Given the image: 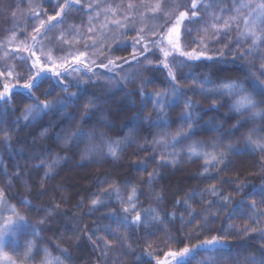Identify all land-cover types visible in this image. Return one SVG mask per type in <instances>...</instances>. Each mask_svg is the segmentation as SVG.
Masks as SVG:
<instances>
[{"label": "rangeland", "instance_id": "374dc122", "mask_svg": "<svg viewBox=\"0 0 264 264\" xmlns=\"http://www.w3.org/2000/svg\"><path fill=\"white\" fill-rule=\"evenodd\" d=\"M67 1L73 3L77 0ZM89 1L94 4L89 12L90 14L85 17L84 21L75 24L74 29L78 32L88 34L85 41L91 43H93V40H95L96 43L97 41L100 42V37L110 35L118 31V29L126 27L129 23L136 21L138 18L137 16L141 12H146L149 20L152 19V21L156 20L158 22L160 19L158 12L160 10L162 11L161 6L163 2V0ZM240 2L241 0H197L198 8L196 11L198 15L186 19L181 25L179 37L181 50L191 51L193 48H198L200 44L199 37L205 35L204 30L208 29L209 32H211L212 24L218 23L223 25L224 20L237 15L235 8ZM245 2H247V0H245ZM252 2L254 6L259 3L260 0H252ZM191 3L192 0H182L179 8H177V6H172L167 10L168 12L162 16L163 26H160L162 29H160L159 32L161 34H148L151 35L150 37L158 34L159 36L156 37L157 39L153 38L151 41H145L143 35L139 34L137 39L140 40L139 44L141 43L142 49L144 48V53H139V51H137L135 55L127 60H112L109 58V54L105 52L100 54V47H98L97 52L91 54L87 49L78 50L72 44L65 54L54 56L60 58L68 56L70 52L74 54L81 51L87 53L85 63L75 65L80 71H72V73L70 72V74H68L70 78H73L76 84L83 83L88 77L98 78L102 75V71L107 75H109V73L114 74L121 67L130 64L133 65L131 75L132 73L133 76L137 75L139 78L137 80L145 84L147 83L145 81L146 69L151 66L158 67L167 73L169 79L168 84H154L155 89L153 88L152 90H147V88L144 89L141 85L137 84L136 89H134L135 94L140 98L145 96L148 99H150V97L155 99L156 92L163 93L165 91H170L172 86H176L180 89V101L174 106L165 108L163 112L160 111L159 107L154 108L149 104L147 107L148 110L143 111L140 98L137 101V96L134 99L131 95L132 92H128L115 97L118 105L114 107L111 116L110 112H108L107 116H98L97 114L95 118L93 114H89L93 111L83 112V114L81 110L77 112L72 106L67 108L71 123L79 114V120L81 122L78 128H82L85 133L93 131H86L88 125L95 121H99L100 125L97 126L92 133L95 134L96 132L97 136L99 130L105 135L107 140L110 139L109 141L115 142L127 133L133 132L129 126L132 121L138 118L140 123H142L141 127L143 130L142 128L140 130L135 127L137 129L136 132L140 130L141 136H146L147 139H142L140 145L137 144V150L143 153L144 156L141 158H143L142 160L144 161L138 163L136 159L134 162L126 165L121 174L113 175L112 178H108L104 181L103 183L111 182L119 184V188L114 187L110 189L111 191L104 190L102 195L98 197L100 203L95 206L91 204V200L95 199L94 194L98 192L97 188L94 189V183L101 182L103 178L106 177V170H102V172L93 170L89 177L86 176V178H82L79 183L76 182L77 186L73 179L67 181V178L72 175V170L74 169L71 166L76 165L71 163L75 162L80 164V161L89 163L87 155L82 152L86 149L84 145L81 148L77 147V150L74 149L75 143L73 145L72 142H70L68 146L65 145L63 147L67 153L64 156L68 163H66L61 156L49 159L50 156L47 157V155H31V159L25 161V164L38 171L40 186L37 187L30 183L27 184L25 177L23 175L20 176V172L18 171L10 174L8 179L5 173L9 172V170H6V167L2 170L0 165V187L5 193L6 199L4 206L8 204L10 206V203L17 206L18 203H22L23 208L21 211H23L27 217H29V215L31 216L32 213L36 215L35 219L28 218V220H23L26 224L30 223V231H27L26 234L25 232L21 234L16 230L14 231V234L18 233L20 236L14 237V239H18V242L13 241L16 254L13 256L8 255V257L5 255L8 264H13V262H15V264H33L34 260L37 261L36 264H41V261L44 259L45 248H47L52 257H60V259L65 261V264H72L69 257L71 259L75 258V260L81 264H157V260H169V264H176V262L172 261L170 257H167L165 253L170 250L179 251L188 244H196L199 240H203L210 234L225 237L224 243L221 245L223 255L236 257L239 254L240 259H243L244 256H252L257 260L264 259V206L259 207L253 204L255 198H246L255 184V177L251 173L249 174V171L246 172L247 170L244 169L245 164L243 165L244 159L249 158L252 160L253 158L255 161H259L264 156V151L255 148L253 145H249L246 141L250 129H256L254 138L264 136V116L249 118L250 114L248 112H244V114L241 115L240 113L232 111L231 105L238 99L239 94L221 97L207 91L201 92L198 83L205 79L216 83L219 82L218 78L221 77L238 80L242 82L247 91L252 94L253 99L257 102L258 109L264 110V75L261 74L264 72V43L259 44L248 54V50L252 47V39H244L238 36V32L244 27V22L241 18L239 20V26H237L236 23H231L230 31L216 36L215 38L211 36L207 37V52L213 59L208 60L203 57L201 59H206L212 63L216 62V60H220L226 67L229 66V64H235L236 66L240 64L249 67L252 75L248 77V80H245L246 82L240 79L242 74L238 76L234 74L223 76L215 73L210 67H207L205 71L199 74H195V76L180 78L178 73L179 68L175 65L180 63V60L188 62H194L196 60H190L185 56H181L178 51L171 49L166 35L168 29L175 22L179 11L187 10L190 12L193 10L191 9ZM129 5H131V7H129ZM157 5H159L158 8ZM23 7V0H0V34L9 32L8 22L14 19ZM248 12V8L241 9L242 16L247 15ZM162 13H165V11ZM217 18L220 19L218 20ZM52 21L44 20L43 29L51 25ZM114 21H119V25L114 23ZM89 27H92L94 31L90 33ZM142 31L146 32L144 29H142ZM257 31H259V28ZM34 36L37 38V35L30 36L25 34L22 37H15V35L11 34L2 44L0 43L1 46L8 48L14 53V58L16 61L20 62V65L21 63L23 64V68H19L18 66V69L15 68V70L13 67L8 66L5 72H2L5 73V75L0 76V90H3V85L5 83L13 87H11L6 97L0 98V102L7 100L15 92L21 91L28 95V103L23 104L24 107H28L34 104L30 102L31 97H36L38 93L41 92L40 90H34V94H29L27 90L19 86L30 74L29 69L31 68L32 61L35 59V57L31 55V52L34 51L36 56L41 57L42 60H46L47 54L51 52V50H39L36 39L33 40ZM89 37L93 39H89ZM150 37H148L147 40H149ZM145 44L148 46L147 51H145ZM29 48H31V51L26 50ZM161 48L170 51V55L175 53L177 58H180L178 63L172 64L169 59L170 55L167 61H165ZM102 49H104V47H102L101 50ZM221 50L224 51L225 55H218ZM109 60L113 61V64H108ZM93 61L95 63H93ZM165 62L169 64L175 75V81L169 76V68L164 67ZM85 64L91 67L92 70L88 71V67H86ZM101 65H108V67H102ZM8 71H12L11 77L7 76ZM66 73L67 72L64 74ZM250 78L252 80H250ZM54 80L61 84L59 87L63 89L62 94L66 96V101L67 99L72 100V97H82V99H84L81 103L82 106L84 107L88 103V99L85 98L79 87H71L67 82H62L60 77L54 78ZM208 87L211 86L209 85ZM141 92L145 93V95H141ZM73 93H77L76 96H72ZM36 100H39V97ZM91 100L99 103L98 99L92 98ZM49 101L53 103L57 102L52 99H49ZM62 101L65 100L63 99ZM185 101H191L194 105L192 110L194 127L192 129H188V124L182 122L180 119L181 113L184 111ZM35 103L39 102L35 101ZM18 106H20V103H18ZM0 109L3 110V112L1 111L2 113L0 112V125H3V129H9V123L6 121L3 114L5 112V107L1 106ZM54 109L57 110L59 107ZM62 110H66V108ZM148 111L151 112L150 115ZM51 115L53 116V113H51ZM33 116L35 118H32L31 122L24 123V133H26L28 129H32L33 121L36 120L39 115L34 113ZM158 117L166 119V127L160 124V121L157 119ZM238 121H240V124H237ZM68 124L69 120L68 122L66 121L64 126H68ZM135 124L134 121V125ZM234 125L236 127H233ZM103 126L104 128H102ZM178 130L190 131L191 135L177 137L178 142L173 141L171 137ZM38 134L39 137L36 142H39L40 139L44 141L47 131L39 128ZM165 134L167 135L166 143L161 141V137L165 136ZM0 135L2 136V133H0ZM7 136L9 137L7 143L9 142V145H13L12 139L10 141V135ZM96 136L92 137L97 138ZM3 137L4 136H2V138ZM136 139H139V136ZM157 141L160 142L158 143ZM193 142H197L201 146L202 151L212 153L228 151L229 154L222 163L210 162L206 164L203 154L190 157L187 146ZM127 143L123 140L120 142L117 158L109 157L111 158L109 160L110 162L117 163V160L122 158L121 156L124 154L123 151L127 149ZM99 145L100 144H96L95 147L97 148ZM213 145H215V147H213ZM228 145L232 146L230 151L228 150ZM0 147L5 148L6 146L2 144ZM138 155L140 156L139 152ZM56 158L57 161H55ZM102 162L105 163L107 161L102 160ZM48 165H51V169L55 168L56 172H52V170L44 171V168L48 167ZM131 165L136 168L139 167V169L132 168ZM195 168H197V170ZM199 168L202 170L199 171L201 172L200 176V173L197 174ZM185 172H187V174ZM56 174L59 175L57 176ZM149 174H152L151 177ZM190 174H196L198 176L191 179ZM109 175L110 173L108 176ZM59 176H63L65 179H61L63 181L61 182L62 185L57 186V178H60ZM124 177L125 179H130L124 181L126 184L124 182L121 183ZM71 185L81 187V189L83 188L82 193L80 191L81 195L78 197V203H83L84 207L76 212H83L87 219H89V216L92 217V221L100 218L101 225L100 228H95L93 223L91 226L89 222H87L90 229H85L84 234L73 225V231H68L69 233H67V231H62V238L64 234H67V236L64 238L65 241L63 246H61L50 237L51 234L46 230L50 224H54L58 230H62V225H67L69 227L68 222L61 223L60 215L57 214L54 209L59 208L60 211L59 205H62L65 209L70 211L69 208H73L74 210L77 207L74 205H79L75 203L78 195H73L75 197L71 198L69 196ZM92 185V189L85 190ZM212 186H215L217 190L216 195H212L209 191ZM241 186L243 187L241 188ZM133 188H135L136 192L133 202L136 200L135 203H137V205H144L147 201L149 203H147L146 208H142L141 211L143 218L142 222L146 221L144 223L146 226L141 225L142 222L132 223V217L135 215V212L130 214L125 213L122 208H120L121 212L116 214L122 219L128 216L127 223L130 225L121 226V224H113V218L116 216L110 214L107 208L114 209L113 207L116 206L115 202H121L122 205L125 204L123 208L128 205V197ZM116 189H119V197H117ZM207 193H209L208 197H211V199H208ZM215 197L216 200H214ZM224 197H229V200L225 202L223 199ZM240 198L250 203L243 206V209H247V213L239 217L236 215L237 218L232 217L230 220L226 221L228 216L222 215H224V212L226 213L230 206L238 204L241 200ZM58 200L60 202L59 205L56 203ZM25 201L27 203H25ZM185 201H187V203H185ZM213 201H215V203ZM207 202H211V204L209 205ZM181 203H184L186 206L192 205V208L189 211L181 212L183 210L182 207H185V205ZM46 204L54 206V208L50 206L51 209L53 208L51 212L46 209L44 210ZM138 209L135 208V211ZM120 210L118 208V211ZM41 211L44 212V214ZM146 211L149 214L145 215ZM190 212L198 215L193 218L189 216ZM174 213H176L174 219H168V216ZM157 215L160 219L154 220L153 217ZM205 216L208 217L207 223L204 222ZM224 217L226 223L223 221ZM189 221L191 222L189 223ZM0 222H2V218H0ZM190 224H192L191 227H188ZM110 229H113V231L108 232ZM115 232H117V235L114 241L111 240L110 234H114ZM94 234L95 237L92 238ZM10 237L12 236H9V234L6 236L8 245L12 242ZM68 237H70V239ZM29 242L34 245L33 254L30 259L25 260L24 253L27 250ZM145 244H151L153 246L152 249L147 251V249H145ZM86 245L95 247L102 256L98 260L91 258L89 254L87 255L84 252V247ZM100 247L103 248V251H101ZM139 247L142 249L144 247V254L141 251L139 252L137 250L138 253L135 251V249ZM248 249H254L255 252L247 251ZM35 253L36 256H34ZM148 253H151V255H148ZM207 255L208 253L202 250L196 254L194 258H189L186 264H199ZM229 264H231V262H229Z\"/></svg>", "mask_w": 264, "mask_h": 264}, {"label": "trees", "instance_id": "16d2710c", "mask_svg": "<svg viewBox=\"0 0 264 264\" xmlns=\"http://www.w3.org/2000/svg\"><path fill=\"white\" fill-rule=\"evenodd\" d=\"M181 1L182 0H177V1L163 0L162 6H161L162 11L160 10L158 12L160 15V19L158 22L156 20L152 21V19L149 20L147 18L148 16L147 13L141 12L137 16L138 18L136 19V21L129 23L128 25H126V27L120 28L118 29V31L110 35H107L105 37H100L99 38L100 42L98 41L97 43L95 42V47H92L93 43L85 41L87 38L86 36H88V34L78 32L76 29H74L75 24L81 23L82 21H84L85 17L90 14L89 12L92 9L94 4H92L89 0H78V2L74 1L73 3L67 1L69 6L63 9L60 16H57L56 19L51 22V25L47 26L44 29L41 28L39 34H37L34 31V29L40 26V22L42 20L43 21L49 20L50 16H55L56 12L60 11V5L65 4L66 0H23V3H24L23 9L20 11V13L16 15L14 19L8 22L9 32L5 34H0V43L2 44L9 36H11V34L15 35V37H22L25 34L30 35V36L37 35L36 42L39 47V50L41 51L51 50L53 56L65 54V52H67L70 49L71 47L70 45L72 44L78 50L87 49V51L90 52L91 54H94V52H97L98 47H100V51H99L100 54H103V52H105L109 54V58L112 60H116V61L127 60L131 56L135 55L137 51H139V53H144L143 52L144 48L142 49L141 43L140 44L136 43L138 35L139 34L143 35V38L145 39V41H151L153 38L158 37L159 36L158 34L153 37H150L151 35H148V34L159 33L160 29H162L160 26H163L162 16H164L168 12L167 10L170 9V7L180 5ZM163 11H165V13H162ZM142 29H144L146 32L142 31ZM148 37H150L149 40H147ZM85 45H88L89 47L86 48ZM102 47H104V49L101 50ZM169 59L172 64H176L178 63V60H180V58H177L175 53L170 55ZM8 66L13 67V69L15 68L18 69V66L19 68H23V64L21 63L20 65V62L15 60L14 53L8 48L0 45V71L5 72ZM175 66L179 68L178 73H179L180 78L195 76V74H199L202 71H205L207 67H210L215 73H218L223 76L233 75V74L238 76L239 74H242L240 79H242L243 81L248 80V77L252 75L250 68L246 67L245 65L239 64L236 66L235 64H229V66L226 67L225 64L222 63L220 60H216V62H213V63L206 59L205 60L198 59L194 62L180 60V63H178ZM132 67H133L132 64L125 65L121 67L116 73L114 74L109 73V75H107L106 73H103L104 71H102V75H101L102 77L101 76L98 78L88 77L83 83H80V84L78 83L76 84L73 78H70V76H68L70 72L72 73V70H69L67 71L66 74L62 75L60 77L62 82L63 81L67 82V84L70 85L71 87L73 86L76 88L79 87L82 90L85 98L88 99L87 104L90 103L94 105V107H91L88 109H86L85 106L84 107L82 106L81 103L83 102L84 99H82L80 95H79L80 98L72 97L71 98L72 100L67 99L66 101L65 99L66 96L62 94L63 89H60L59 87L61 84H59L58 82H55L54 78L50 77L47 80H43L42 82H40V87L37 89V91L40 90L41 92L38 93L36 97H31L30 102L35 103V101L39 102L40 100L49 101V99L50 100L52 99L55 101H62L64 99L65 106L62 107V109L66 108V110H62L61 107H59V109L57 110L54 108L51 110H45L44 112L39 114L36 120L33 121L32 129H28L26 133H24L25 130L23 129L24 123H29L32 120V117H29L28 119L24 118V112L27 106L25 105L26 107H24L23 104L28 103L27 101L28 95L26 93H22L21 91H18V92H15L7 100L1 101L0 108L1 106L5 107V112L3 114H4V118L9 123V129L8 128L3 129V125H0V133H2V136H4L2 138V136L0 135V146L2 144L6 146L5 148L0 147V152L2 154V155L0 154V165H1L2 170H4L5 167H6V170H9V172L5 173L8 176L7 178L9 179L10 174H13V172L18 171L20 172V176L23 175L25 177L27 184L30 183L31 185L36 186V187L40 186V178H39L38 171L35 168L31 166H27L25 164V161H28L31 159V155H35V156H46L47 155V157L50 156L49 159H54L55 157L61 156V158H64V161L68 163V161L66 160L64 156L67 153L65 152L63 147L65 145L68 146L70 142L65 143L64 136L66 134L75 132L76 129L80 126V122H81L79 120L80 117L78 114L75 120H72L73 122L71 123L70 116L68 115V110H67L68 107L72 106L74 110H76L77 112L78 110H81V113L93 111L92 113H89V114H93L94 116L97 114L98 116L100 115L107 116V113L110 112V116H111L113 114L114 107L118 105L115 97L123 93L132 92L131 95L135 99L137 94H135L134 89H136L137 84L141 85V87L144 89L147 88V90H152L153 88L155 89L154 84L163 85V84H168L169 82L167 73H165L164 70H161L160 68L154 67V66H151L145 71V76H146L145 81L147 83L144 84V82L142 81L139 82V80H137L139 79L137 75L133 76V73L131 75ZM250 80L252 79L250 78ZM0 81H1V78H0ZM45 92H47L48 95H44ZM38 97H39V100H36ZM92 98L98 99L99 103L93 102L91 100ZM137 98L138 99L136 100L138 101L140 97L137 96ZM152 100H153L152 97H150V99H148L145 96L144 97L142 96L140 98L141 107H143V111L148 110L147 109L148 104L153 106ZM17 102L20 103V106H18ZM1 111L3 112L2 109H0V112ZM51 113H53V116L51 115ZM148 113L149 115L151 114V112L149 111ZM68 120H69L68 126H64V124L66 123V121L68 122ZM134 121L136 123L135 125H134ZM134 121H132L131 125L129 126L131 127L130 129H132L133 132H130L129 134L127 133L125 136H122V138L118 140L120 142L123 140L126 143L127 142L128 143L126 145L127 146L126 151L125 150H124L125 152L123 151L124 154H122L123 156H121L122 158L120 157L121 158L120 160H117L118 161L117 163L109 161L111 159L109 157H113V156L107 152L106 142H109L110 139L107 140L105 135L102 134V132H100L99 130L97 132V136H96V132L95 134H93V136H96L97 138L92 137L91 141H89L87 136H84V137H81L78 141L72 142L73 145L75 143L74 145L75 150H77V147L81 148L84 145L86 148L85 150L82 151L84 153H86L89 148L95 147L96 144H100V145L97 148L95 147L96 150L90 153V155L87 154L89 163L81 162V161H80V164L75 163V162L71 163V164H76V165L71 166L74 169L72 170V175L67 178V181L70 179H73L77 186L76 182L79 183L80 180L82 178L83 179L86 178V176L89 177V175H91L93 170H99L98 172H102V170H106V173H107L105 174L106 177H104L101 182L99 181L98 183H94V187H95L94 189L96 188L98 189V192L94 194L95 198L100 197L102 193L104 192V190L111 191L110 189L114 187L117 188L119 184L111 183V182H106V183H103V182L106 181L108 178H112L113 175L121 174L124 168L126 167V165H129V163L134 162L136 159H137L136 162L138 163H141V161L142 162L144 161L142 160L143 158H141L144 155L143 153H140L139 150H137V147L138 145H140V142L142 139H145V140L147 139H146V136H141V133H140V130L142 128L141 127L142 123H140L138 118H136ZM99 125H100L99 121L98 122L95 121L92 124L88 125V128L86 131H90V130L94 131V129ZM135 127L140 129L139 132H136L137 129ZM39 128L41 130L45 129L47 131V135L44 141H42L39 138L40 141L36 142V140L39 137L38 136ZM102 128H104V126ZM93 131H90V132H93ZM7 135H10V141L12 139L13 145L11 144L9 145V142L7 143V140L9 141V137ZM138 136H139V139H136ZM138 152L140 156L138 155ZM114 158H117V157L115 156ZM102 160H106L107 162L103 163ZM55 161H57V158L55 159ZM91 161H94V162H91ZM244 164H245L244 169L247 170L246 172L249 171V174L251 173L255 177V181H254L255 184L252 187L250 193L246 196V198L247 199L255 198L253 200V202L254 201L255 202L254 203L252 202L253 204L259 207L264 206V193H263L264 192V156L259 161L257 160L255 161L253 158L252 160H250L249 158L244 159L243 165ZM94 165H99V166H94ZM131 167L135 169H139V167L136 168V167H133L132 165ZM195 169L197 170V168ZM46 170H48V167L44 168V171ZM51 170L52 172H56L55 168ZM200 170L201 169L199 168L197 171V174L200 173L199 176L201 175V172H199ZM108 172L110 173L109 176H108L109 174ZM185 173L187 174V172ZM56 175L58 176L59 174H56ZM195 176H198V175L196 174L191 175V179L195 178ZM61 179L64 180L65 178L63 176H61L60 178H57V186L62 185L61 182L63 181ZM122 179L123 180L121 183H123L126 180H130V179H125V177ZM188 179H189V176H188ZM76 186L71 185L70 190H69L70 192L69 196L71 198V197H75L76 195H78L76 198L77 200L75 201V203H78V197L79 195H81L83 188L81 189V187H76ZM92 187L93 185L91 187L86 188L85 190H90L92 189ZM0 190H2L1 187H0ZM208 196H209V193H207V197ZM208 199H211V197H208ZM214 200H216V197L214 198ZM249 201L251 202L250 199ZM5 202H6V199L4 196L3 203L0 204V218H3V216L11 215V212L8 210L11 207H15L19 215L24 217V220H28V218H31V219L36 218V215L34 213H32L31 216L29 215V217H27L25 213L21 211L23 208L22 203H18L17 206L12 205L11 203H10V206L9 204L4 206ZM213 202L215 203V201ZM56 203L57 205H59L60 203L59 200L56 201ZM147 203L144 205L143 204L137 205V203H135L136 208L140 209L136 211L141 212L142 208H146ZM115 204L116 206L113 207L114 209L107 208L110 214H113L116 216V217L112 216V217H115L113 218L112 223L119 224V225L121 224V226L130 225L128 223L125 224L123 219L119 215H117L119 214V212H121L120 208L123 209V205L125 204L122 205L121 202H115ZM181 204H184V203H181ZM248 204L250 203L241 199L238 202V204H233V206H230L227 209L226 213L224 212V215L222 216H228L226 218V221H228L232 217L237 218L236 215H238V217L240 215H244L247 213V209L246 210L243 209L244 208L243 206L248 205ZM46 205L44 206V210L46 209L51 212L54 206L51 204H46ZM50 206L53 208L51 209ZM74 206H77L74 210L73 208L72 209L69 208V210L72 212L65 209L62 205L61 206L59 205L60 211H59V208L54 209V211L60 215L61 223L68 222L69 227L67 225H62L61 226L62 230L61 229L58 230L56 229L54 224H50L46 230L47 232L51 234L50 237H52L54 241H56L61 246H63L64 241H65L64 238L67 236V234H64L63 235L64 237L62 238V231H67V233H69L68 231H73V228H72L73 225L76 228H78L79 231L83 234H84L85 229H90L89 224L92 226V223H93V226L95 228H100V225H101L100 218L92 221V217H90L89 215H88L89 219H87L86 216H84L83 212H79V213L76 212L79 209H82L84 207L83 203L82 204L80 203L79 205H74ZM128 206L129 205H126L125 207H128ZM168 207H171V206H168ZM118 208L120 211H118ZM182 208L183 210L181 212L189 211L192 208V205L190 206L185 205V207H182ZM42 213L44 214V212ZM64 215L67 217H65ZM175 215L176 213L169 215L168 219H171V220L174 219ZM223 219H224L223 221H225V217ZM87 222H89L88 225H87ZM145 222L146 221H143L141 225L146 226V224H144ZM191 225L192 224H190V226L188 227H191ZM29 227H30V223L26 224L25 221L24 222L21 221L17 223V225L15 226V230L21 234L22 233L24 234V232L26 234L27 231H30ZM31 227H32V224H31ZM112 231L113 229H110V231L108 232H112ZM13 234L14 233L9 234V236H12L10 237L12 239V242L10 245H8V239L5 238L4 247L2 250H0V264H8V261L5 258V254L7 257L8 255L13 256L16 254L14 250L15 249L14 242H18V239H14V237H19L20 235L18 233H15L14 235ZM116 235H117V232H115L114 234L111 233L110 234V237L112 238L111 240L115 241ZM94 237H95V234L92 236V238ZM68 238L70 239V237ZM148 245L145 244V249H147V251H149V249H152L153 247L152 246L151 248H149ZM137 250L139 252L145 251L144 247L143 249L141 247H139L138 249L136 248L135 251L138 253ZM101 251H103V248H101ZM247 251L253 252L254 249H248ZM84 252L87 255L89 254L91 258H94L96 260H98L102 256L99 253V251L91 245H86L84 247ZM34 256H36V253L34 254ZM69 260L72 264H81V263H78L75 260V258L71 259L69 257ZM62 261H63V264H65V261L64 260ZM36 263L37 261L34 260L33 264H36ZM117 264H120V263H117Z\"/></svg>", "mask_w": 264, "mask_h": 264}, {"label": "snow or ice", "instance_id": "6c2138e0", "mask_svg": "<svg viewBox=\"0 0 264 264\" xmlns=\"http://www.w3.org/2000/svg\"><path fill=\"white\" fill-rule=\"evenodd\" d=\"M78 2V0H77ZM69 6L66 0V3L63 5H60V11H57L55 16H50L49 21L55 20L57 16H60L61 12L65 7ZM131 7V5H129ZM159 5H157V8ZM180 5H177V8H179ZM198 8L197 0H192L191 3V9L192 11H179L178 15L176 16L175 22L173 25L168 29L166 38L168 41V44L171 46V49L178 51L181 56H185L190 60H198L203 58H206L208 60H212L213 57L208 54L207 48H208V39L207 37L211 36L212 38H215L216 36H220L223 33L231 30V23H236L237 26H239V20L242 18L244 22V27L242 30L238 32V36L244 39L251 38L252 39V47L248 50V54L251 53V51L256 48L259 44L264 43V0H260L259 3L255 4L253 6L252 0H241L240 4L235 8V11L237 15L231 16L228 19L224 20L223 25H220L218 23H214L211 25L212 31L209 32L208 29H205V35L202 37H199L200 44L198 48H193L191 51H183L180 48L179 45V37H180V29L181 25L186 19H189L190 17H196L198 15V12L196 9ZM248 8L249 12L247 15L241 14V9ZM39 15V14H37ZM218 20L220 18H217ZM44 21L40 22V26L34 29V31L39 34L40 29L44 27ZM114 23H117L119 25V21H114ZM259 28V31L257 29ZM94 29L92 27H89V32H93ZM36 37H33V40H35ZM89 39H93L92 37H89ZM67 42V41H65ZM140 40L137 39L136 43H139ZM85 47H89L88 45H85ZM92 47H95V40H93ZM28 51H31V48L26 49ZM148 50L147 44H145V51ZM161 51L163 52L165 61H167L168 56L170 55V51L165 50L164 48H161ZM31 55L35 57V59L32 61L31 68L29 69V75L26 80L22 84H19V86L25 90L29 94H34V90H37L40 87V82L43 80H47L50 77L51 78H59L61 77L65 72H67L69 69L72 71H80L78 67H75V65L78 64H84L87 53L86 52H78L76 54L69 53L66 57H60L56 58L53 56L51 52L47 54L46 60H42L41 57L36 56V53L34 51L31 52ZM43 55V53H42ZM218 55L223 56L225 55L224 51L221 50ZM93 63H95L93 61ZM108 64H113V61L109 60ZM86 67L87 64H85ZM102 67H108V65H101ZM165 68H169V76L172 77V80L175 81V75L173 74L169 64L167 62L164 63ZM91 67H88V71H91ZM50 74V75H49ZM264 75V72L261 73ZM5 75V73L0 72V76ZM7 76H12V71L7 72ZM219 82L214 83L211 80L205 79L202 82H198L200 86L201 92H210L214 95H219L221 97L223 96H232L234 94H239L238 99L233 102L231 105V110L235 111L237 113H240L241 115L244 114V112H248L250 114L249 118L254 117H260L264 116V110L258 109L257 102L253 99V96L250 92L247 91L244 84L238 80H231L227 78H218ZM211 87H208V86ZM11 85L8 83H5L3 85V90H0V98L6 97L10 90ZM44 95H48L47 92L44 93ZM141 95H145V93L141 92ZM180 89L176 86H172L170 88V91L165 92H156L155 99L152 100L153 107H159L160 111L163 112L165 108L174 106L176 103L180 101ZM72 96H76V93H73ZM65 102L64 101H57L56 103H53L48 100H40L39 103H34L30 106H28L25 109L24 112V118L28 119L29 117L35 118L33 116V113L39 115L40 113L44 112L45 110H51L53 108L57 107H64ZM94 107L92 104H86L85 108H91ZM194 105L191 103V101H185L184 102V111L181 113V121L188 124V129H192L194 127L193 121V110ZM147 119V118H146ZM160 121V124L167 126V121L164 118L158 117L157 118ZM237 124H240V121L237 122ZM233 127H236L235 125ZM218 130V129H217ZM256 132V129H250L249 133L246 137V141L249 145L255 146V148L260 149L261 151H264V136L259 138H254V133ZM186 135H191V132L184 131V130H178L171 139L173 141H177V137H183ZM87 136L89 141H91L93 133L88 132L85 133L82 128H77L75 132H72L70 134H66L64 136V142H74L78 141L81 137ZM161 141L167 142V135L161 137ZM158 143L160 141H157ZM120 141H109L106 142L107 146V152L112 155L113 157L117 156L118 148H119ZM215 147V145H213ZM232 148L231 145H228V150L230 151ZM96 148L92 147L87 150L85 155L92 153L95 151ZM187 150L189 152L190 157L191 156H199L203 154L205 157V163L208 164L210 162L215 163H222L224 159L229 154L228 151H221L219 153H212V152H205L202 151L201 146L197 142H193L192 144H189L187 146ZM55 162V161H54ZM48 170L51 171V165H48ZM206 170V169H205ZM47 175V173H46ZM150 177L152 174H149ZM243 186H241L242 188ZM209 191L212 193V195L217 194V190L215 186H212ZM117 197H119V189H116ZM5 196V193L3 190H0V204L3 203V198ZM136 196L135 188H133L132 192L129 194L128 197V207H124L122 210L125 213H132L135 212V215L132 217V223H138L142 222V214L141 212L135 211L136 205L133 202ZM225 202L229 200V197L223 198ZM25 203H27L25 201ZM100 203L99 198H95L91 200V204L93 206ZM187 203V201H185ZM209 205L211 202H207ZM11 212V215L9 216H3L2 222H0V250L3 249L5 244V238L8 234L14 233L15 226L18 222H21L24 220L23 216H20L19 213L16 211L15 207H11L8 209ZM155 211V210H150ZM149 214L147 211L145 215ZM198 215L196 213H189V216H192L195 218V216ZM154 220H159L160 217L154 216ZM123 221L125 224L128 222V216H125L123 218ZM208 217H204V222L207 223ZM191 221H189L190 223ZM225 237L221 235L216 234H210L209 236L205 237L203 240H199L196 244H188L185 245L183 248H181L179 251L170 250L165 255L167 257H170L172 261H175L176 264H186V261L189 258H194L196 254H198L200 251H205L208 253V255L204 258V260L200 261L199 264H264V259L257 260L255 257L252 256H244L243 259L239 258V254L236 257H232L230 255H223L221 245L224 243ZM33 247L34 245L29 242L27 246V250L24 253V259H30L33 254ZM149 248L152 247L151 244L148 245ZM6 255V254H5ZM148 255H151V253H148ZM15 264V262H13ZM41 264H63V261L60 259V257H52L51 254L48 252L47 248L44 249V259L41 261ZM157 264H169V260H157Z\"/></svg>", "mask_w": 264, "mask_h": 264}]
</instances>
